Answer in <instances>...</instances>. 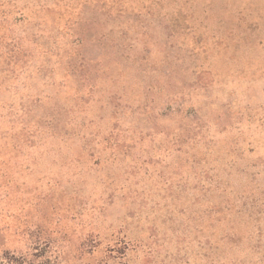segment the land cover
<instances>
[{"label": "rangeland", "instance_id": "374dc122", "mask_svg": "<svg viewBox=\"0 0 264 264\" xmlns=\"http://www.w3.org/2000/svg\"><path fill=\"white\" fill-rule=\"evenodd\" d=\"M264 264V0H0V253Z\"/></svg>", "mask_w": 264, "mask_h": 264}, {"label": "trees", "instance_id": "16d2710c", "mask_svg": "<svg viewBox=\"0 0 264 264\" xmlns=\"http://www.w3.org/2000/svg\"><path fill=\"white\" fill-rule=\"evenodd\" d=\"M34 257L29 258L26 255L15 254L10 251H3L0 253V264H46L40 263L37 259L39 256L33 255Z\"/></svg>", "mask_w": 264, "mask_h": 264}]
</instances>
